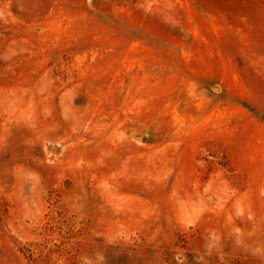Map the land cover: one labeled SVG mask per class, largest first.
Returning a JSON list of instances; mask_svg holds the SVG:
<instances>
[{
	"label": "rangeland",
	"instance_id": "1",
	"mask_svg": "<svg viewBox=\"0 0 264 264\" xmlns=\"http://www.w3.org/2000/svg\"><path fill=\"white\" fill-rule=\"evenodd\" d=\"M0 264H264V0H0Z\"/></svg>",
	"mask_w": 264,
	"mask_h": 264
}]
</instances>
